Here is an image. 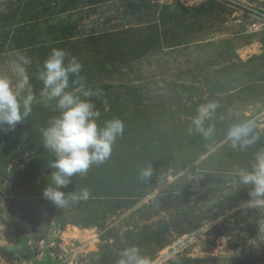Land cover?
<instances>
[{
    "label": "rangeland",
    "instance_id": "1",
    "mask_svg": "<svg viewBox=\"0 0 264 264\" xmlns=\"http://www.w3.org/2000/svg\"><path fill=\"white\" fill-rule=\"evenodd\" d=\"M14 2L0 0V44H5L0 71L11 54L27 55L38 95L34 74L43 62L27 50L10 49L13 28L2 26ZM89 8L55 11L45 23L65 18L79 24L81 33L128 29L127 36L134 38L144 32L154 37L157 30L171 36L173 24L178 34L170 46L153 47L128 65L103 72L107 98L127 100L120 104L124 116H138L168 140L166 157L156 152L163 161L161 173L153 174L147 193L120 201L114 213L91 226L61 223L58 208L43 214L39 223L31 221L29 192L36 186L29 178L5 177L0 182V264H116L119 252L130 245L151 254L146 255L153 264L178 257L200 258L204 264H264L257 213L245 215L239 208L248 188L222 197L232 166L249 165L253 153L264 147V134L247 151L225 146L214 155L205 151L199 135L187 134L196 106L206 99L219 100L221 111L264 113V0H104ZM173 12L176 19L169 20ZM254 21L258 27H252ZM226 126L217 122L218 139ZM8 200L20 204V212L13 213Z\"/></svg>",
    "mask_w": 264,
    "mask_h": 264
},
{
    "label": "trees",
    "instance_id": "2",
    "mask_svg": "<svg viewBox=\"0 0 264 264\" xmlns=\"http://www.w3.org/2000/svg\"><path fill=\"white\" fill-rule=\"evenodd\" d=\"M103 1L17 0L2 16V26L12 27V38L15 35L13 42L12 38L10 40V49L27 50L33 57H38L41 62L47 58L52 48L65 49L82 62V75L87 79L89 86L103 89L106 96L109 86L103 82V72L108 74L110 67L128 65L131 60L153 47L170 46V43L178 39V34L174 31L173 24H171L173 27L171 36H167L166 30H157L154 32V37L151 36V32H144L138 38L127 36L130 32L128 29H101L81 33L78 31L79 24L72 23L65 18L59 19L53 25L47 24L55 11L61 14L69 7L81 5L90 8L97 7ZM176 17V12L168 16L169 20H175ZM28 27L34 28L29 29ZM87 43L91 50L87 47ZM4 47V43L0 44V53L4 51ZM116 52L118 55H115ZM111 61L117 63L111 64ZM39 86L42 87L40 81ZM107 97L110 105L108 112H104L101 100L92 98L101 112L99 122L102 126L105 119L121 118L124 122L123 135L117 138L111 157L106 162L100 165L94 164L86 176L73 177L71 183L61 189L67 193L86 186L92 194L89 200L71 204L64 209L58 208L42 196L43 190L49 183L48 176L52 171L48 167V161L53 159V156L42 146L41 129L47 125L50 117L57 114L53 107L46 108L42 103H35L33 112L27 120L19 123L12 131H0V138L3 139L2 142L0 140V182L7 176L16 178L17 182L20 179L29 178L32 185L36 186L35 190L29 192L31 198L28 208L32 210L31 221L39 223L41 219H44L43 214L54 213L58 208L57 219L63 224L94 225L104 219L108 213H114L120 206V201L127 202L132 197L147 193L145 189L153 180V175L149 182L142 183L138 179L141 168L150 164L154 175L161 173L163 161L159 159L167 155L168 140L160 137L158 131L151 130L152 126H144L142 119L139 120L138 116L133 115L131 118H126L122 112L126 109L121 110V106L127 100L122 101L121 98L113 100ZM37 98L39 100L38 95ZM116 108H119L121 112ZM136 145H138L137 148ZM156 152L161 156L160 158H157ZM138 189H141L140 193ZM7 205L13 213L20 212L18 209L22 207L10 200L7 201ZM24 216L27 215L24 214ZM146 254L151 255L148 252ZM177 260L179 264H204V260L200 258L186 259L184 257L174 258L164 264H176Z\"/></svg>",
    "mask_w": 264,
    "mask_h": 264
},
{
    "label": "clouds",
    "instance_id": "3",
    "mask_svg": "<svg viewBox=\"0 0 264 264\" xmlns=\"http://www.w3.org/2000/svg\"><path fill=\"white\" fill-rule=\"evenodd\" d=\"M11 55L13 58L8 61L6 70L0 71V130L12 131L27 120L35 103H42L46 108L52 106L57 114L41 129L42 146L53 156L48 161L52 171L42 196L62 209L89 200L92 194L86 186L67 193L61 189L66 188L73 177L86 176L94 164H103L111 157L113 145L123 135V120L111 117L101 126V112L92 98L101 100L104 112H108L110 105L105 93L101 88L89 86L82 75V62L67 50L52 48L34 74L42 83L39 100L32 83L33 73L29 71L31 59L25 54ZM221 109L219 100L206 99L196 106L189 121L187 134L199 135L207 153L214 155L225 146L247 151L261 140L264 113L248 116L238 108ZM217 122L227 123L219 139ZM152 175L153 168L149 164L139 170L138 179L147 183ZM245 187L248 199L241 202L239 208L245 215L248 210L257 213L256 238L264 241V147L253 153L249 165L232 166L225 177L222 197ZM116 264H153V260L137 245H130L119 252Z\"/></svg>",
    "mask_w": 264,
    "mask_h": 264
},
{
    "label": "built area",
    "instance_id": "4",
    "mask_svg": "<svg viewBox=\"0 0 264 264\" xmlns=\"http://www.w3.org/2000/svg\"><path fill=\"white\" fill-rule=\"evenodd\" d=\"M259 26V23L257 22V21H254L253 23H252V27H258Z\"/></svg>",
    "mask_w": 264,
    "mask_h": 264
}]
</instances>
